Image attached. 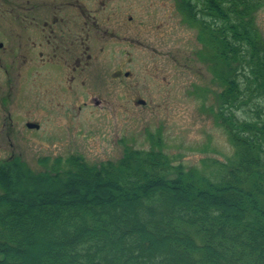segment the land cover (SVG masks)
I'll use <instances>...</instances> for the list:
<instances>
[{"label":"trees","instance_id":"trees-1","mask_svg":"<svg viewBox=\"0 0 264 264\" xmlns=\"http://www.w3.org/2000/svg\"><path fill=\"white\" fill-rule=\"evenodd\" d=\"M241 3L224 0L230 33ZM230 40L226 32V61ZM251 71L258 80L260 68ZM225 108L219 123L240 150L227 177L130 148L100 166L81 156L44 158L43 172L18 158L1 164L0 264H264V104L253 118L231 113L234 123Z\"/></svg>","mask_w":264,"mask_h":264},{"label":"rangeland","instance_id":"rangeland-1","mask_svg":"<svg viewBox=\"0 0 264 264\" xmlns=\"http://www.w3.org/2000/svg\"><path fill=\"white\" fill-rule=\"evenodd\" d=\"M154 2L167 8L170 23L154 28L152 22L154 26L142 28L147 44H124L127 56L114 54L103 61L111 72L120 73L110 82L107 77L106 92L96 82L95 71L90 85L64 90V106L47 107V98L42 99L40 92L32 95L25 90L24 97L25 80H17L16 103L11 107L17 128L12 129L11 141L4 135L0 138V165L18 158L22 166L43 172L44 158L81 156L90 166H100L116 162L130 148L145 155L162 150L174 165L197 169L211 178L227 177L236 169L240 150L218 119L223 107L218 99L215 57L212 63L195 58L193 51L200 52V45L179 18L172 16V1ZM138 98L146 104L138 105ZM96 100L102 103L98 106ZM225 111L229 122L236 121L230 119L231 113L244 120L239 110ZM26 118L35 119L40 127L28 129L21 122ZM6 127L5 134L12 128Z\"/></svg>","mask_w":264,"mask_h":264},{"label":"flooded vegetation","instance_id":"flooded-vegetation-1","mask_svg":"<svg viewBox=\"0 0 264 264\" xmlns=\"http://www.w3.org/2000/svg\"><path fill=\"white\" fill-rule=\"evenodd\" d=\"M170 1L172 16L179 18L200 45V52L193 51L195 58L212 63V49L217 44L216 85L221 106L239 110L245 119L253 118L249 109L256 102L264 104V89L256 93L253 88L264 81V0H236L242 3L233 13V33L226 29L224 0ZM242 10L248 13L241 15ZM169 13L154 0H0V138L4 135L10 140L12 129L17 128L11 107L21 77L26 86L24 97L25 90L32 95L40 92L42 99L47 98V107L64 106V90L90 85L95 71L96 82L106 92L107 77L110 82L120 73L111 72L103 61L114 54L127 56L124 44H147L142 28L154 26L152 22L154 28L170 23ZM226 32L234 44L233 58L227 61ZM255 65L261 71L258 80V74L251 71ZM129 76L126 72L125 77ZM225 95H232L233 101ZM136 103L145 105L146 101L138 98ZM29 119L21 122L37 130L40 125ZM6 126L12 127L6 133L9 136Z\"/></svg>","mask_w":264,"mask_h":264},{"label":"water","instance_id":"water-1","mask_svg":"<svg viewBox=\"0 0 264 264\" xmlns=\"http://www.w3.org/2000/svg\"><path fill=\"white\" fill-rule=\"evenodd\" d=\"M30 127H34V125H30Z\"/></svg>","mask_w":264,"mask_h":264}]
</instances>
